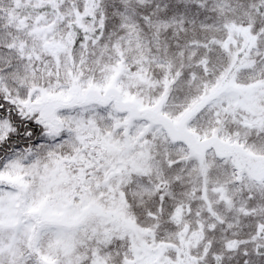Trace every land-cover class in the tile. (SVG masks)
Here are the masks:
<instances>
[{"label": "snow or ice", "instance_id": "snow-or-ice-1", "mask_svg": "<svg viewBox=\"0 0 264 264\" xmlns=\"http://www.w3.org/2000/svg\"><path fill=\"white\" fill-rule=\"evenodd\" d=\"M0 264H264V0H0Z\"/></svg>", "mask_w": 264, "mask_h": 264}]
</instances>
